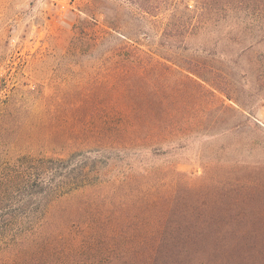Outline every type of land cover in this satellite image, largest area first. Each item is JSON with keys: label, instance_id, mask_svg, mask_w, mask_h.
I'll return each mask as SVG.
<instances>
[{"label": "rangeland", "instance_id": "374dc122", "mask_svg": "<svg viewBox=\"0 0 264 264\" xmlns=\"http://www.w3.org/2000/svg\"><path fill=\"white\" fill-rule=\"evenodd\" d=\"M194 3L0 0V157L77 156L91 171L85 186L52 204L54 220L108 217L123 201L114 190L129 185L153 194L194 188L217 216L264 222V23L227 18L210 32L164 39L172 16L179 24ZM134 49L147 56L142 67ZM197 57L213 60L224 89L180 67ZM149 58L169 70L143 68ZM185 74L202 88L184 84ZM151 101L168 110L164 139L116 145L121 121L142 117L128 110ZM54 220L0 244V264H34L45 246L90 263L86 236L78 238L86 228L59 244Z\"/></svg>", "mask_w": 264, "mask_h": 264}, {"label": "trees", "instance_id": "16d2710c", "mask_svg": "<svg viewBox=\"0 0 264 264\" xmlns=\"http://www.w3.org/2000/svg\"><path fill=\"white\" fill-rule=\"evenodd\" d=\"M141 1V0H134ZM194 7L186 4L180 23L172 16L164 39L194 37L224 22L227 18L264 23V0H194ZM141 3V2H140ZM141 7V6H140ZM242 15V16H241ZM189 50V45L183 47ZM125 54H130L124 50ZM205 52V51H204ZM135 67H142V52L134 49ZM156 72L169 70L152 61ZM180 67L190 75L219 89L218 70L209 58H190ZM183 82L194 88L202 85L183 75ZM163 102L151 101L144 107H131L128 111L140 114L137 120H123L114 143L120 147H152L164 139L169 124L165 119L168 110ZM86 159L70 157L53 160L22 156L9 163L0 157V244L10 246L22 235L43 230L55 217L50 216L52 204L68 192L85 186L90 179ZM90 171V172H89ZM116 197L123 201L111 208V215L79 219V222L62 213L54 220L58 229L59 244L86 234V264H264V222L233 218L212 211L211 198L202 200L194 188L164 194L141 192L129 185L115 189ZM120 195V196H119ZM80 212L84 209L80 207ZM100 215V214H99ZM103 216V215H100ZM262 221V222H261ZM148 229L146 231L144 229ZM75 236H71V231ZM41 256L34 264H81L77 257L55 246L41 248ZM39 255V256H40ZM34 257V255H33ZM86 260V261H88Z\"/></svg>", "mask_w": 264, "mask_h": 264}]
</instances>
